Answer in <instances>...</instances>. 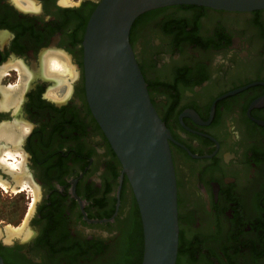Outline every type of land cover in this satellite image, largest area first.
Segmentation results:
<instances>
[{"label":"flooded vegetation","instance_id":"obj_1","mask_svg":"<svg viewBox=\"0 0 264 264\" xmlns=\"http://www.w3.org/2000/svg\"><path fill=\"white\" fill-rule=\"evenodd\" d=\"M99 2L0 0V188L31 192L29 237L0 241L6 264H89L135 234L132 187L86 98ZM130 40L173 139L177 264H264V10L160 8Z\"/></svg>","mask_w":264,"mask_h":264},{"label":"water","instance_id":"obj_2","mask_svg":"<svg viewBox=\"0 0 264 264\" xmlns=\"http://www.w3.org/2000/svg\"><path fill=\"white\" fill-rule=\"evenodd\" d=\"M180 5L264 10V0H101L83 40L86 98L120 161L121 180L125 175L132 187L144 234L142 264H177L180 224L173 139L151 101L130 35L143 14ZM0 264H6L1 254Z\"/></svg>","mask_w":264,"mask_h":264},{"label":"rangeland","instance_id":"obj_3","mask_svg":"<svg viewBox=\"0 0 264 264\" xmlns=\"http://www.w3.org/2000/svg\"><path fill=\"white\" fill-rule=\"evenodd\" d=\"M99 2L100 0H95ZM28 195H31V192L27 190L24 193L19 195H14L11 193H5L0 188V241L6 242L7 238L10 237L11 232H21L19 228L24 220L25 214L28 209V203L31 202L27 199ZM32 197V196H31ZM11 230V231H8ZM106 236H111V233H105ZM13 236V235H12ZM14 236V239H19ZM12 238V239H13ZM18 242V240H15ZM13 241L12 243H16ZM115 256H103L100 258L103 264H108L115 260Z\"/></svg>","mask_w":264,"mask_h":264},{"label":"trees","instance_id":"obj_4","mask_svg":"<svg viewBox=\"0 0 264 264\" xmlns=\"http://www.w3.org/2000/svg\"><path fill=\"white\" fill-rule=\"evenodd\" d=\"M134 225H135V234L128 236L124 239L123 244L120 246L118 252L115 254V260L109 262L108 264H142L143 253H144V234L142 227V220L138 205L136 204V209L134 210ZM181 240V238H180ZM183 255V250L180 242L179 246V256L178 262ZM94 257H90V260ZM70 264H79V263H70ZM89 264H103L101 260L94 261Z\"/></svg>","mask_w":264,"mask_h":264},{"label":"bare ground","instance_id":"obj_5","mask_svg":"<svg viewBox=\"0 0 264 264\" xmlns=\"http://www.w3.org/2000/svg\"><path fill=\"white\" fill-rule=\"evenodd\" d=\"M8 231H11V230H8ZM9 233H10V237L7 238L8 241L12 240V238L14 236H21V237H23V239H27L29 237V232H27V231H25V232H23V231L22 232H14V234L11 232H8V234ZM15 238H18V237H15Z\"/></svg>","mask_w":264,"mask_h":264}]
</instances>
